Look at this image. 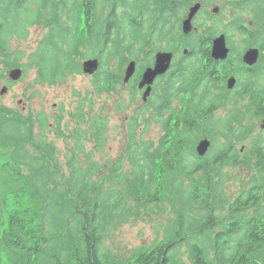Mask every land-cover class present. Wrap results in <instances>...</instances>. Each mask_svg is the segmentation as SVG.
Here are the masks:
<instances>
[{
	"label": "trees",
	"instance_id": "obj_1",
	"mask_svg": "<svg viewBox=\"0 0 264 264\" xmlns=\"http://www.w3.org/2000/svg\"><path fill=\"white\" fill-rule=\"evenodd\" d=\"M193 1L0 0V78L4 66L22 67L24 73L36 68L39 82L61 83L82 71V56L97 57L94 82L101 92L119 80L111 62L121 68L159 48L156 44L164 39L171 49L176 37L179 49L188 47L149 98L156 109L153 119L163 123L159 143L139 136L146 119L137 112L128 124L125 152L113 162L108 181L97 174L94 150L87 155V168L79 164V154L86 152L79 141L89 132L96 135V149L105 147L107 125L101 117L78 107V146L67 175L44 133L50 126L48 115L39 114L36 122L33 115L0 104V264H186L177 256L183 244L188 264H264V147L255 144L252 149V185L233 198L224 190L227 172L222 167L244 165L240 150L231 144L208 156L196 152L209 124L218 121L211 93L215 72L209 65L218 67L210 59V48L220 30L212 23L201 35L183 33L181 18ZM258 4L253 5L256 15L264 17V6ZM40 25L47 32L20 64L19 57L12 58V41L26 39ZM223 33L232 44L239 33L243 43L264 47V23L261 31H250L235 20ZM151 62L140 61V73ZM257 82L253 96L263 102L264 83ZM185 98L183 110L178 105ZM87 116L89 130L82 127ZM163 202L175 215L165 236L127 259L105 251V240L116 226Z\"/></svg>",
	"mask_w": 264,
	"mask_h": 264
},
{
	"label": "rangeland",
	"instance_id": "obj_2",
	"mask_svg": "<svg viewBox=\"0 0 264 264\" xmlns=\"http://www.w3.org/2000/svg\"><path fill=\"white\" fill-rule=\"evenodd\" d=\"M258 1L259 4L264 6V0H256L254 3L257 4ZM197 2L202 3V8L193 20L194 27L190 32L193 36L201 35L212 23L219 24V27H214L216 30H220L219 35L223 33L227 23L235 19H239L238 21L244 23L250 31H261V23L264 22H261L260 19H264V17L256 15L257 6H253V2L250 6H248V2L246 6L240 5V0H194L187 7L185 15H182L181 30L184 18H186L190 8ZM215 7H219V11L216 13L213 12ZM47 30L42 25L34 26L30 29L29 36L26 39H14L11 44L12 49L15 50L12 58L19 57L20 64L26 63L30 53L36 49L38 42ZM215 36H217V33L214 34ZM242 39L241 34L235 33L233 44L228 40V45L236 50L240 49L243 53L245 43ZM177 46L171 49L168 40L164 39L156 44V47L159 48L148 50L138 59H130L136 60L137 64L133 75L127 82L125 76L130 60L123 64L121 68H116L115 62H111L110 67L119 76V80L111 89L101 92L96 90L95 74L86 73L83 69L81 72L69 76L64 82L48 84L38 81L36 68H30L27 73H23L20 79L13 81L10 78V71L16 67L4 66L3 76L0 78V104L25 116L33 115L36 122H38L37 117L39 114L48 115L50 126L46 128L44 133L52 146V154L55 155L57 162L66 169L67 175L70 174L69 163L78 146V140L75 138L80 124L75 116L78 107L82 105L85 112L90 116L94 114L101 117L102 122L107 125L105 147L103 150L96 149V135L89 132L86 138L79 141L86 150V152L79 154L81 158L79 164L87 168L89 164L87 155L89 151L94 150L93 160L100 165L97 174L108 181L110 178L107 175L110 174L113 162L125 152L128 124L133 115L138 112L143 119H146V121L142 120V124L138 129L140 137L158 144L164 134L163 123L153 119L156 111L155 105L152 104L149 96L148 101L143 100V94L147 86L142 87L141 90L137 88L142 75L141 72L138 76L139 68L137 65L140 64V61L143 63L152 61L150 64L152 65L159 50L174 51L175 58L173 53V62L175 60L177 62L184 54V49L188 48L183 45L181 49H178ZM252 46L261 49L260 45L256 43L248 45L246 48ZM80 49L83 53L86 48L82 47ZM87 59L89 57L82 56V67L83 62ZM262 63L264 64V58ZM262 63L259 64L261 70L264 68ZM262 80L264 83V78ZM248 81H253L254 85L256 83L253 79ZM163 82V79L162 81L161 79L156 81L160 85ZM4 86L8 87V90L1 94V89ZM132 88H134L135 94L132 93ZM153 88H155V84L152 85V91ZM247 100L248 96L241 97L237 95L233 98L231 94L228 95L217 112V123H210L205 130L206 132L196 144L197 146L200 140L205 137L211 140V145L204 156H208L211 151L214 153L216 150L231 144L235 151L240 150L243 159L242 164L244 165L224 164L222 167V172H227L224 190L231 198L252 185L256 172V161L252 149L255 144L264 147V128L261 127L263 116L247 115L244 110L246 109ZM174 104L178 105V99H175ZM90 116H87L86 122L82 124L84 129L89 130L88 121ZM35 132L40 133L41 129L37 126ZM174 216L170 210V204L167 202L142 208L138 213H134L130 219L115 227L112 234L105 240V251L120 259L131 257L141 247L150 246L155 239H161L165 236V231L172 224ZM177 256L188 264L186 244L177 249Z\"/></svg>",
	"mask_w": 264,
	"mask_h": 264
},
{
	"label": "flooded vegetation",
	"instance_id": "obj_3",
	"mask_svg": "<svg viewBox=\"0 0 264 264\" xmlns=\"http://www.w3.org/2000/svg\"><path fill=\"white\" fill-rule=\"evenodd\" d=\"M235 20H232L229 22H233ZM213 38H212V40H213ZM175 41L176 42H175L174 47H176L177 45L179 46V44H180L179 37ZM227 42H228V39H227ZM212 44H213V42H212ZM251 44H253V43H251ZM251 44H245V46H244L245 49L243 48L245 51L243 53L241 52L240 49L236 50L233 47L231 48L228 45L229 46V53H228L227 57L223 58V59L222 58L218 59V58H215L213 56V47L211 46V48H210V59L213 63H218V67L215 66L214 68H211V66L209 65V68L213 72H215L213 74L215 82H213L214 86L211 88L212 97L214 99V101L212 102V106H213L215 115H217L218 110L220 109L224 100H226L227 96L231 94L233 98L236 97L237 95H240L241 97H247L248 96V100L245 104L246 109H244L246 114L249 116H253V115L263 116L262 118H264V114L260 115L259 111H257V108H256V107H258V109L263 110L264 109V101L262 102V99L258 96L257 97L253 96V89L258 87L257 81L262 80L264 78L263 77L264 76V68L262 70L259 69V66H260L259 64L262 63V59L264 58V47L260 46L261 49H259L258 47H254V46L246 48V46L251 45ZM178 46H177V48H178ZM251 48H258L260 51L258 59L254 64H248L244 59L245 53ZM169 52H173L174 58H175V52L172 50H169ZM183 53H184L183 55L188 53V48H185ZM154 62H155V59H154ZM154 62L152 65H149V66H153ZM149 66H147V67H149ZM139 75H140V71L138 72V76ZM141 77H142V75H141ZM141 77H140V80H141ZM162 77H164V76H162ZM159 78H160V76L155 80L154 84H156V81ZM249 79H253L256 82L255 85L253 84V81H248ZM154 84H153V86H154ZM143 89H145V88H143ZM153 91H154V88H153ZM186 103H188L187 98H185V100L182 101L178 106L180 107V109H183V107L187 106Z\"/></svg>",
	"mask_w": 264,
	"mask_h": 264
},
{
	"label": "water",
	"instance_id": "obj_4",
	"mask_svg": "<svg viewBox=\"0 0 264 264\" xmlns=\"http://www.w3.org/2000/svg\"><path fill=\"white\" fill-rule=\"evenodd\" d=\"M202 8V3L197 2L195 3L188 12L186 18L183 20V33L189 34L193 30V20L196 14ZM219 11V7H215L213 12L216 13ZM213 56L215 58H226L229 53V46L227 44V37L225 33H221L220 35L213 38ZM259 49L258 48H251L249 49L244 56L245 61L248 64H254L259 56ZM173 60V52L169 51H159L156 54L155 62L153 66H149L142 77V80L139 83V86L142 88L147 86V89L144 93V100H147L148 96L151 93L152 85L157 77L164 75L171 67V63ZM99 59L98 58H89L83 62V70L86 73L94 74L99 68ZM136 68V61L132 60L126 69V76L125 81L127 82L131 76L133 75ZM23 75V69L21 67L13 68L10 71V78L13 81L20 79ZM8 90L6 86L1 89V94L5 93ZM261 127L264 128V118L261 123ZM211 145V140L207 137L200 140L198 143L196 150L200 156H204L209 147Z\"/></svg>",
	"mask_w": 264,
	"mask_h": 264
}]
</instances>
